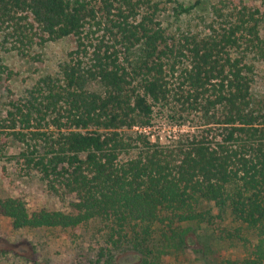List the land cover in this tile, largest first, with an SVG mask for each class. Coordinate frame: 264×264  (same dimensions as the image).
<instances>
[{
  "label": "trees",
  "instance_id": "16d2710c",
  "mask_svg": "<svg viewBox=\"0 0 264 264\" xmlns=\"http://www.w3.org/2000/svg\"><path fill=\"white\" fill-rule=\"evenodd\" d=\"M158 11L154 0H0V30L29 14L43 41L74 39L77 47L60 65L61 78H40L0 112L7 159L73 196L71 210H30L7 196L0 215L14 229L100 218L110 239H124L132 224L144 234L159 224L164 237H177L178 224L213 225L228 213L254 233L242 264H264V100H253L250 69L233 55L244 34L251 48L262 43L258 10L243 5L208 35L177 42ZM156 106L189 129L152 138Z\"/></svg>",
  "mask_w": 264,
  "mask_h": 264
},
{
  "label": "rangeland",
  "instance_id": "374dc122",
  "mask_svg": "<svg viewBox=\"0 0 264 264\" xmlns=\"http://www.w3.org/2000/svg\"><path fill=\"white\" fill-rule=\"evenodd\" d=\"M154 1L159 6L157 18L175 42L188 34L208 35L211 25L214 29L223 26L234 19L230 14L235 15L243 5L252 11L258 10L255 18L260 25L262 43L255 41L251 48L249 39L252 37L244 34L247 38L241 36L240 47L233 55L244 57L250 69L253 100H264V0ZM181 8L189 10L179 13ZM217 10H222V18ZM40 34L39 26L29 14L0 30V112L9 102L27 97L40 78H61L60 65L77 49L74 39L43 41ZM99 34H89L92 43L100 38ZM170 64L172 60L168 66ZM168 74L174 81L169 70ZM171 116L167 108L155 107L152 138L159 136L165 140L178 131L189 129L175 125L176 121H181ZM7 136L1 131L0 197L22 198L30 210L44 208L69 212L73 196L51 191L37 176L24 175L19 161L7 159ZM211 214H218L215 208ZM129 227L126 238L119 239L115 235L110 239V224L100 218L75 228L14 229L11 220L0 215V264H143L157 259L160 264H242L254 242V233L228 213L215 218L213 225L196 221L178 224L177 237L172 233L164 237V227L159 224L151 226L148 234L134 224ZM217 227L231 232L234 237L220 236ZM136 243L140 244L139 255Z\"/></svg>",
  "mask_w": 264,
  "mask_h": 264
}]
</instances>
